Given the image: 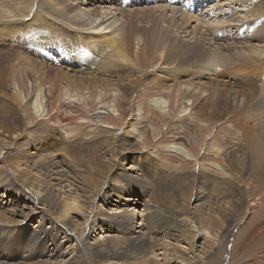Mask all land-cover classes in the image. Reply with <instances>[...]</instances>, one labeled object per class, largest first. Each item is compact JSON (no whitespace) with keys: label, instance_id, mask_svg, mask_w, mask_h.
I'll return each instance as SVG.
<instances>
[{"label":"bare ground","instance_id":"bare-ground-1","mask_svg":"<svg viewBox=\"0 0 264 264\" xmlns=\"http://www.w3.org/2000/svg\"><path fill=\"white\" fill-rule=\"evenodd\" d=\"M33 1L0 0V46L15 48L9 47L8 44L18 42L26 35L25 29L29 30L30 26L31 30L44 35L40 40L49 42L52 48L59 49L61 54L72 56L75 58L74 62L81 65H85L82 60L91 62H86L88 66L85 65L86 68L77 71L80 76L72 77L54 68L59 65L56 59L52 60L53 64L40 63L37 60L33 66L31 64L26 67L21 56L12 58L14 65L0 57V85H9L10 91L14 90L11 98L5 99V110L0 118V190L16 198H25L33 204L31 214L15 215L9 204L0 199V264H62V258L70 253L69 249L76 255V259L85 257L83 264H204L205 257L220 253L221 241L230 237L234 228L242 227L244 223L247 227L249 222H243V219H248L249 216L248 204L252 198L251 194L256 193V199L264 201V183L256 179L254 186L251 180L254 170L252 168L260 165L264 155V127L261 126L263 130H258L255 124L257 118L263 114L258 103H252L254 99L261 97L260 94L264 98V55L257 56V49L249 50L251 52L248 54L247 63L234 69L243 77L242 85L236 86L237 91H227L225 87H221L222 81L220 85H214L218 80V71L215 70L217 59L209 66L198 69L192 75L194 81L189 79L162 84L158 81H140L137 77L119 80L120 74L128 70L138 73V60L127 56L128 49L123 44V28L117 26L118 21L113 15L85 12L82 9L83 3L78 0L77 6L70 10L71 13H68V5H63L64 0H39L38 4L41 6L32 11ZM161 1L160 4L163 5H157L158 8L169 10L172 14L179 13L184 33V25L190 22H195L197 27L214 23V19L208 21L203 15L197 14V9L192 12L193 7L196 8L202 0ZM246 1L249 16L245 18L260 17L264 14V0ZM122 2L123 4H119V11L124 9L125 5H141L147 1ZM73 3L69 5L70 8ZM53 10L66 11L64 19L50 18L49 14H55ZM29 11L31 16L29 15L26 21ZM131 12L133 16L141 14L139 10ZM196 14L197 16H194ZM240 29L242 28H238V31ZM263 36L260 35L259 38ZM135 40L139 41L140 37L135 36ZM160 44L164 45L157 36H153L150 42L143 45L151 46V50L155 52ZM175 46L170 48L174 50ZM170 48L168 50H171ZM81 49L87 52V57L85 54L75 56ZM37 51L45 57L49 54L40 46ZM132 54L141 57L145 50L138 52L133 45ZM161 57L163 51L159 53V58ZM91 65L94 67L91 68ZM154 67L157 70L155 65ZM18 68L29 75L36 72L33 91L35 93L32 97L26 96L29 91L27 92L25 84L24 97L20 89L19 92L12 87V79H16L15 72ZM64 69L70 71L66 67ZM174 72L172 67L163 65L154 79H167ZM210 72L214 73L208 77ZM100 78L110 80L100 83ZM197 78L208 79L209 86L203 87L202 83L195 81ZM180 89H184L180 109L175 110L174 102ZM64 90H70V97H74L76 101L84 100L90 106L95 105L92 112L94 119L101 122L94 123L92 119L86 123L77 120L72 122L66 118L63 119L69 122L66 124L60 123V117L59 123L50 122L52 110L60 104L59 96ZM95 99H99L100 106L97 107ZM163 99L167 107L163 105ZM24 100H30L29 104L32 103L31 107L39 114L37 117L39 116L40 120L36 119L34 123L27 121L23 113ZM71 107L73 105L66 108L70 111ZM98 109H104L106 112H98ZM186 110L187 117L182 121L180 116ZM132 116L135 117L134 122ZM220 121L223 124L216 123ZM225 123L230 124V127H227L229 131L231 128L229 133L234 142L226 143L224 153L220 154L221 148L217 141L214 142V132ZM178 124H182L184 128ZM163 127L166 128L165 132L161 130ZM189 130L202 132L198 134L201 136L194 138L190 147L186 143ZM133 133L136 134V140L132 142L129 138ZM11 135L14 137H10ZM176 145L182 148H177ZM112 147L123 163L118 164L119 159L115 165L105 162L102 154L107 151L113 153ZM56 153H63L57 161L54 160ZM139 154L143 155L142 160H136L142 166L140 170L137 167L124 166L131 155ZM206 159L210 161L208 164H205ZM208 166H211L212 170ZM214 166L217 168L213 169ZM66 170L76 172L77 183L70 179ZM155 173L156 176L152 180L150 174ZM68 179L71 185L76 186L80 196L65 192L56 193L51 186L62 188V184L65 181L67 183ZM123 180L130 184L126 190L134 188L141 195L140 199L135 200L136 195H132L130 200H123L128 203L123 205L127 208L117 207L116 212H103L99 205H95V197L103 196L106 190L110 197L123 196ZM51 181L55 183L51 184ZM65 187L66 185L63 186ZM181 188L185 190L182 191ZM194 190L199 192V196L194 195ZM259 190L262 191L257 193ZM86 199L88 204H85ZM137 205L142 208L145 206L148 216L152 217L148 228H154V224L159 222L156 217L160 215L166 233L178 238V241H184L188 249L184 252L177 246L158 247L156 240L145 232L143 214L140 212V217L134 221L131 210H128L131 207L136 208ZM242 208L243 211L236 215L238 219L228 223L227 226L230 227L225 229L227 217ZM76 215L85 217L86 224H78ZM36 218L42 223L53 224V231L40 237L43 232L36 229ZM98 221L107 224L118 235L107 234L95 238L91 243L87 242V236L93 230L92 226L97 227ZM139 224L143 227L136 231ZM241 232L236 235V242H231H235L231 248L223 249V260L220 264H234L232 252L237 248ZM199 239L201 243L198 246ZM69 242L71 246L63 248L64 244ZM197 248L198 254L195 252ZM60 251L61 260L58 262Z\"/></svg>","mask_w":264,"mask_h":264},{"label":"rangeland","instance_id":"rangeland-1","mask_svg":"<svg viewBox=\"0 0 264 264\" xmlns=\"http://www.w3.org/2000/svg\"><path fill=\"white\" fill-rule=\"evenodd\" d=\"M78 1L83 3L82 9L85 12L97 13L99 15L102 13H104V14L110 13L109 16L113 15L114 18L117 19V21H118L117 26H120L123 28V32H124L123 44H125L126 48L128 49V52H127L128 55L127 56L131 57L130 59L134 58V59L138 60V67H137L138 73L136 74V73H133L131 70H128V71L120 74L119 80H126V78L129 79V78H136L137 77L140 81H144V82L158 81L162 84L170 83L171 81H185V80H189V79L194 81V79H192V75L198 69L209 66L214 59H217L218 65L215 67V70L218 71V80L216 82H214V85H220V82L222 81L221 87H223V88L225 87V89L227 91H237L236 88H238V87H236V86L242 85L241 80L243 79V77H241L240 76L241 74H239L234 69L240 64L247 63L248 54H249V52H251L249 50L257 49L258 51H256V53H255L257 56H258V54L264 55V52H260L261 50H264V47H263L264 46V36H263V34H264V14L261 15L260 17L256 16V17H249V19L245 18V17L249 16L248 12H247L249 6H248V4H246L247 3L246 0L245 1L244 0H208V1L202 0V3L197 4L196 8L193 7L192 12L194 9H197V14L203 15V18L206 17L205 20H208V21H211L214 19V23L212 25L207 23V24H204L202 27H197L195 22H190V23H188V25H186V24L184 25V27L186 28L185 29L186 33H184L183 29H181L182 28V25H181L182 19H181V16L179 15V13L172 14L169 10H163V9L158 8L159 6H157V5H163V4H160L162 2L161 0H159V1L146 0L147 2L143 3L141 5L140 4L139 5H132V6L125 5V8L121 9V11H119L118 9L120 7L119 4H123L122 0H120V1H118V0H84V1L78 0ZM72 2H74V3L70 8L69 5ZM38 3H39V0L33 1L32 11L35 9V7L41 6ZM43 3H44V1H43ZM64 3H65V4H63L64 6L68 5V10H69L68 13H71L70 10L77 6V4H76L77 0H64ZM47 6H49V5H47ZM148 9H150V10H148ZM221 9L228 10V11L222 12ZM132 10H137V11L139 10V12L141 14L138 13L136 16H133V12H131ZM144 10H145V12L142 13L141 11H144ZM53 12L55 14H51V15L49 14V16H50V18H53V19L55 18L54 20H57V19L62 20V19H64V16L66 15V11L61 12L60 10H53ZM146 12H148V13H146ZM197 14L194 16H197ZM29 15L31 16L30 11H29V14L26 16L27 18H25L26 21L28 20V17H30ZM152 15L154 17H152ZM101 17H100V20L102 19ZM150 17H152V18H150ZM100 20L98 22H100ZM162 20H163V22H162ZM248 20H250V21H248ZM253 20H256V21L253 22ZM70 26H72V25H70ZM72 27L76 28L74 26H72ZM30 28L31 27L29 26V30L25 29L26 35L22 36L20 38V40H18V42L16 41V42L8 44L9 47L15 46V48L10 49V48H7L5 46H0V57H2L3 59H6L7 62H11L14 65V63L12 62V60H13L12 58H15L16 56H21V57H23V59L25 61L23 64H25L26 67L28 65H31V64L33 66L34 64H36L37 60L40 63L46 62L48 64H53L52 60L56 59L57 63L59 65H55L54 68H56L58 71H60L62 73H66L72 77L80 76L81 74L78 73L77 71L81 70L83 68H86L85 65H87V63L91 62V61H87V60H82L83 64H85V65H81L77 62H74L75 58H73L72 56H69V55L61 54L60 50L56 49V48H52V44L50 45L49 42L40 40V39H42V37H44V35L42 33L36 32V30H31L32 28L31 29ZM176 28H178V29H176ZM238 28H242V29H240L238 31ZM193 31H195V33ZM181 32H182V34H181ZM191 32H193V33H191ZM257 32L260 35H262L263 37L259 38L260 35L256 34ZM217 33H219V34L217 35ZM245 33H248V35ZM249 33H250V35H249ZM199 34H201V35H199ZM215 35H217V36H215ZM239 35H241V36H239ZM253 35H256V36H253ZM135 36L140 37V40L136 41ZM153 36H157L158 39L160 41H162V43H164V45L160 44L159 48H157V50L155 52H154V50H151L152 49V48H150L151 46L146 45V47H144V45H143L145 43L150 42V39ZM200 36L202 37V40L199 39ZM22 39H24V40H22ZM246 40H248V41H246ZM36 41H37V43H36ZM199 41H200V43H199ZM194 42H196V43H194ZM85 44L98 46V45H95L94 43L93 44L85 43ZM133 45H135V48L138 50V52H141L144 49L145 54L142 55L141 57H138V56H135L134 54H132ZM172 45L173 46L176 45L174 50H172L170 48V46L173 47ZM195 45H197V46H195ZM36 46H37V49H38V46H40L41 49H44L49 54H46V57H45V55H42L41 53H39V51H37ZM85 46L86 45H84L83 48H85ZM169 48L171 50H168ZM146 49H148V50L150 49V50L148 51ZM240 49H243V51ZM150 51L153 53H151ZM161 51H163V57L159 58V53ZM104 53L102 55H104ZM83 54H85V56H86L87 52L85 53L84 50L81 49V51H77L75 56H77V55L83 56ZM154 65L156 66L157 70L155 69ZM163 65L164 66L167 65V66L172 67L175 70V72L172 73L171 75H169L167 79H163V78H160L159 80L154 79L158 75V73H157L158 69L160 67H162ZM65 67L67 69H69L70 71H66L64 69ZM93 67L94 66L91 65V68H93ZM17 70L18 71L15 72V78H16L15 80L16 81L15 80L13 81V79H12V83H11L12 87H14L15 90H18V91L20 89L22 91V93H21L22 97H24L26 92L23 90V86L25 84L27 86V92L29 91L26 94V96L28 95L29 97H32L35 93V92L33 93V91L35 90L34 89V82H36V80H35L36 79V74H35L36 72H33L29 75L26 72H24L23 69L19 70V68H18ZM22 72H23V74H21ZM224 72H225V75H224ZM213 73L214 72H210L209 74H207V76L209 77ZM89 76H92V75H86V77H89ZM127 76H130V77H127ZM103 80L106 82L107 80H110V79L100 78L99 82L103 83L104 82ZM195 81L202 83L203 87L209 86L208 85L209 80L206 78H197ZM18 82L20 84H18ZM112 83H116V82H112ZM19 85H21L20 88H19ZM13 91L14 90L10 91L9 85H5V84L0 85V118H2V115H1L2 111L5 110V99H7L9 97L11 98V93ZM183 92H184V89H180L179 92L177 93V100L174 102V109L175 110L180 109V104H181L180 99H181ZM70 96H72V92L70 90H69V92L68 91L65 92V90L62 92L61 96H59L60 97V104L58 105V107L56 106V108H54L55 110L54 109L52 110V113H51L52 117L49 120L50 122L55 121V123L56 122L59 123L58 120L60 118H61L60 123H66V124L69 123L67 120H65L66 122L63 120L66 118L69 120L71 119L72 122H75L77 120V121H80L82 123H86L91 119L93 120L94 123H100L101 122L99 120L94 119V115L92 112L94 111L95 105L90 106L88 104V102L85 103L84 100L76 101L74 97H70ZM260 96L261 97H258V99L257 98L254 99L252 101V103L254 105L256 103H258V107L260 108V111L262 112L261 114H263V115H260V118H257V123H255L258 127V130L259 129L263 130L262 127H264L263 126L264 125V102H263L264 98L262 97L261 94H260ZM69 98H71L72 101ZM163 98H166V97H163ZM44 100H45V98H44ZM20 101L22 102V100H20ZM29 101H25V100L23 101L24 102V106H23L24 112L23 113H24V115H25V117L29 123H34V122H36V119H39V116L37 117V115H39V114L35 113V109L33 107H31L32 103L29 104ZM258 101H260V102H258ZM98 102H99V99H95V104ZM184 102H186V100ZM72 105H73V107H71L70 111H68L69 109L66 107L72 106ZM163 105H165V107H167V103L165 102L164 99H163ZM98 106H100L99 103H98L97 107ZM152 106H153V104H152ZM153 108L155 109L154 106H153ZM98 112H106V111L104 109H98ZM186 113H188V110H186L185 113L181 114L180 118L182 119V121L187 117ZM62 114H64V115H62ZM134 114H135V110H134ZM89 116H90V118H89ZM56 117H57V119H56ZM81 118H83L84 120ZM131 118L133 121V118H135V117L132 116ZM51 119L53 121H51ZM181 122H177V123H181ZM216 123L217 124H220V123L223 124L222 121L216 122ZM188 124H190V123H188ZM178 125L183 126L182 124H178ZM227 126L230 127V124L225 123L224 126H222L221 128H219L218 130H216L214 132V134H215L214 142H216V141L218 142V145L221 148L220 154L224 153V151H225L224 146L226 145V143H228L229 141L234 142L233 136L230 135L231 133H229L231 131V128L229 131V127H227ZM181 128H184V126ZM161 130H162V132H165L166 128L163 127V128H161ZM261 130H260V132H262ZM200 133H202V132L199 130H194V131L189 130V132L187 131L186 135L188 138L187 139L188 142H186V143L189 144V147H190V144L193 143V140L195 137L201 136V135H198ZM135 135L136 134L130 136V138H129L130 141L132 140V142H133L134 140H136ZM262 135L264 137V134H262ZM10 137H14V135H11ZM160 137H161V135H160ZM262 139L264 141V138H262ZM263 145H264V142H263ZM176 147L182 148L180 145H176ZM112 149H113V153L107 151L106 153H103L102 156H103V158L107 164L115 165L118 159L120 160L118 162V164H119L120 162H122L121 161L122 159L116 153V151L114 150L113 147H112ZM47 150H49L51 152L53 151L52 149H47ZM172 150H174V149H172ZM3 152H5V151H3ZM114 153H116V155ZM56 155L57 156L54 157V160L56 159L55 161H57L58 159H61V155H63V153H60V154L56 153ZM118 156H119V158H118ZM124 156L125 155H123V157ZM152 156H154V155H151V157ZM105 157H107V158H105ZM154 157H156V156H154ZM140 159L141 160L143 159L142 154L131 155L130 160L127 161L124 164V166L126 168H129L130 166L137 167L140 170L142 166L139 165L136 161V160H140ZM161 160H163V159H161ZM209 162L210 161L208 159L205 160V164H208ZM167 163L170 164V162H167ZM59 165H60V163H59ZM260 165L258 164L257 168H256V166H254L255 168H252V170L253 169L254 170H253L252 175H251V180H252L254 186H256L255 182H254V181H256V179H258L262 183H264V168H263L264 167V155L262 156V159L260 160ZM208 167L211 168V170H212L211 166H208ZM215 168H217V167L214 166L213 169H215ZM64 170H65V168H64ZM257 170H260V171H257ZM66 171H67V175L70 177V179L73 181H76L75 183H77L78 182V175L76 174V172H74L73 170H66ZM150 176L152 177V180H153V177L156 176V173L154 175L150 174ZM54 183H55V181H51V184H54ZM62 185L63 186L66 185V187L63 188V186H62V188H59V187L54 186V185H51V186H53L56 193L57 192H59V193L65 192L68 194L80 196V194H78L77 189L75 188L76 186L71 185L69 179L67 180V183L65 181V183H63ZM129 186H130V184L128 183V181L123 180L122 184H121L122 190H125L123 196H119L118 198L110 197L109 192L106 190L104 192L103 196L97 195L95 197V199H94V203H96L95 205H99L102 208V210H104L103 212H105V213L116 212L117 207H120L121 209L127 208V206H123V205H125V204L127 205L128 203L126 201H123V200H130L132 195H136L135 200L140 199V197H141V195H139L138 191L135 190L134 188L126 190V189H128L127 187H129ZM181 190L184 191L185 189L181 188ZM261 191L262 190H259V191H257V193L261 192ZM194 195L199 196V192L194 190ZM255 195H256V193L251 194L252 198L250 200V203L248 204L249 205L248 219H247V217H244V219H243V222H246V220H248L247 222H249V223H248L247 227H245L246 223H244L242 225V227L238 226V227L234 228L232 235H230V237L228 236L227 238H225L224 241H221V244H222L221 246L224 248L221 247V249H219V250H221L220 253L211 254L208 257H205L204 264H220L221 261L223 260V256H222L223 249L227 248L226 250H228L229 248H231V245L235 244V242L237 240L236 235L241 232L242 228H243V231L241 232L242 235L237 242V248L234 249L232 252V259L234 260V264H264V201L263 200H257ZM44 198L48 199L47 197H44ZM0 199H2L3 202L6 201L9 204V208L12 210V212L15 215H17L18 213L31 214V208H33L32 207L33 204H32V202H30L29 200H27L25 198H16L15 196H10L9 194L5 193V191L0 190ZM116 199H117L118 203L116 202ZM86 201H87V199L85 200V204H88V203H86ZM54 205H55V203H54ZM55 208H57L56 205H55ZM196 209L201 210L200 208H196ZM57 210H58V208H57ZM128 210H131L130 212L133 214V216L135 218L134 221H136L137 217H140V212L143 214L144 223H145V228H144L145 232L147 231L146 233H148L152 238H154V240H156L158 247H161V246L164 247V245H165L166 248H173V247L177 246L178 248H180L184 252L186 251V249H188V246L184 241H178L179 240L178 238H173L166 233V230L164 228L165 224L163 223L162 219L159 218L160 215H158L156 217V219H158L159 222L154 224L155 229L154 228L150 229V228H148L149 227L148 222L151 220L152 217H151V215L148 216L147 210L145 209V206H144V208H142L141 205L140 206L137 205L136 208L131 207V208H128ZM143 210H144V212H143ZM238 210L235 212V214H232V215L230 214V216L227 217L228 220L225 221L226 222L225 223V225H226L225 229L227 227L228 228L230 227V226H227L228 223H230V222L232 223L234 220L238 219V218H236V215L240 214L243 211V208L241 211H238ZM76 219H78V220H76ZM75 220L80 225L86 224L85 217H83V216L76 215ZM96 226L98 227V230H97V227H95V225H93L92 226L93 227L92 232L89 233L87 236V242H89V243L93 242L95 240V238H100L101 236H104L107 234H110L113 236L118 235V233L114 229H112L111 227H108L107 224L105 225L104 222L98 221L96 223ZM142 227L143 226L139 224V227L137 228L136 231L140 230ZM36 229H39L40 231L43 232V234L42 233H40L41 235L39 234L40 237H43L44 233H49V231L50 232L53 231V224H49L48 222L42 223L41 221H39L36 218ZM193 230L195 231V229H193ZM123 231H122V233H123ZM79 232H80V230H79ZM79 232L77 233L78 235L80 234ZM126 234H128V230H126ZM131 234H133L132 231L130 232V236H132ZM62 237L63 236L61 235V238ZM92 237L94 239H92ZM233 240H235V242L231 243V242H233ZM196 241H197V238H196ZM198 242H199L198 243V246H199L201 243V239H199ZM167 244H168V246H167ZM67 246H71V242L65 243L63 248L67 247ZM68 252H70L69 255L62 258V264H66V263L67 264H83L85 262L84 256L76 259V257H75L76 255L74 253H71L70 249L68 250ZM195 252L198 254V252H199L198 248L196 249ZM60 254H61V251H60L58 259H57L58 262L61 260ZM189 256H191V254H189ZM45 258H47V257H45ZM29 262H31V261H29ZM223 264H224V262H223ZM229 264H230V262H229Z\"/></svg>","mask_w":264,"mask_h":264}]
</instances>
